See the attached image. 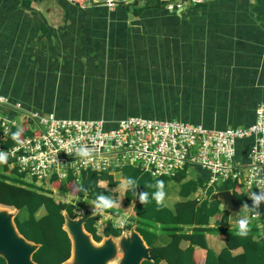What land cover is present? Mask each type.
<instances>
[{
  "label": "crops",
  "instance_id": "1",
  "mask_svg": "<svg viewBox=\"0 0 264 264\" xmlns=\"http://www.w3.org/2000/svg\"><path fill=\"white\" fill-rule=\"evenodd\" d=\"M79 1L76 5L70 0H0L1 94L22 102L25 109L72 119L177 118L213 129L244 128L254 122L256 108L264 102V0H203L201 6L196 4L202 2H187L173 11L165 8V0H122L112 9L94 0ZM98 86L97 97L105 101L109 93V109L111 113L113 108L121 110L119 117L92 109L91 95ZM251 142L250 138L238 141L239 159H245ZM15 174L44 189L53 186L50 180L37 182ZM112 174L116 186L110 187L107 180L98 182L113 194L115 204L107 216L93 202L79 198L91 207L86 210L101 215L96 227L102 237L107 221L122 227L121 219L126 223L133 217L135 200L126 202L125 179L120 173ZM210 174L200 166L187 165L173 177L149 175L154 183L170 178L164 185L163 204L172 209L184 199L180 195L184 182H195L197 188L188 198L198 203L224 190L223 185L208 186ZM68 178L55 179L64 184ZM148 187L144 181L141 188ZM72 189L66 194L76 195L77 187ZM56 201L73 203L77 215L86 211L75 202ZM215 201L220 212L210 219L209 227L237 229L239 215H247L264 231L258 214L250 216L241 206L230 212ZM146 231L142 236L149 245L168 240L169 231L161 224ZM205 239L216 253L224 247V232L206 233ZM187 245L181 242L183 248ZM205 257L204 248L194 249L196 264H204Z\"/></svg>",
  "mask_w": 264,
  "mask_h": 264
},
{
  "label": "built area",
  "instance_id": "2",
  "mask_svg": "<svg viewBox=\"0 0 264 264\" xmlns=\"http://www.w3.org/2000/svg\"><path fill=\"white\" fill-rule=\"evenodd\" d=\"M94 1L112 9L122 0ZM202 1L165 0V4L173 11L184 3ZM16 125L27 135L5 146ZM249 138L251 145L241 160L238 141ZM81 145L92 150L89 158L75 154ZM0 150L8 153L7 163L0 164L7 173L16 172L37 182L53 177L65 181L69 176L78 180L86 171L101 173L124 165L153 177H173L185 166L197 165L211 173L209 187L217 189L227 181L237 182L247 203L252 202L251 193L264 191V102L257 106L251 125L213 129L177 119L64 118L26 110L0 94ZM259 207L264 209V201Z\"/></svg>",
  "mask_w": 264,
  "mask_h": 264
},
{
  "label": "trees",
  "instance_id": "3",
  "mask_svg": "<svg viewBox=\"0 0 264 264\" xmlns=\"http://www.w3.org/2000/svg\"><path fill=\"white\" fill-rule=\"evenodd\" d=\"M95 4L102 5L101 3ZM202 4H205V2L197 3L196 6ZM16 131L13 129L11 134ZM22 137L23 135H20L17 140L11 138L5 143V146L15 144ZM2 170V172L0 171V205L16 209L15 217L19 212H24L18 223H16L14 217V223L18 232L25 239L40 245L32 256L33 260L39 264H61L66 261L70 256L71 243L66 231L62 228L64 223L62 212L66 211L70 217H76L77 214L73 210L74 204L56 201L49 189H44L34 182L26 183L21 179L22 176L8 175V173H5L6 167H2ZM112 172L120 173L125 180L127 178L137 180L139 187L130 186V192L128 191L126 194L128 204L135 200L132 207L133 217L124 223L122 227H115L111 221H107L103 228V235L119 236L124 230L130 229L133 224H136L135 229L141 236L142 233L147 235L146 230L150 229L155 223L161 224L163 230L169 231L166 234L168 240L158 246L149 245L142 236L146 244L153 248L151 254L158 255V258L153 262L143 261L142 264H160L161 261H164L165 264H196L193 258L196 247H202L206 250L204 264H264V231L250 219L248 232L244 237L237 234L238 229L209 227L210 219L220 212L219 203L215 200L209 201L207 198L198 203L195 199L188 198L189 194L197 188L196 184L192 185L195 182L182 183L180 195L184 199L176 202L172 209L166 207L163 203L161 205L156 204L153 196H150L151 192L154 193L157 190L156 188L149 186L145 191L141 188L144 181L148 182L149 185L155 183L152 182L153 179L149 174H141L132 166L113 167L101 173L86 171L80 175L79 183L76 182V184L75 179L72 177H69L64 184L52 178L49 184L54 185L57 182L64 193L69 190L72 192V187L75 185L78 198L86 201L94 202L99 194L109 196L114 201L113 194L98 185L100 180H107L110 187L116 186L118 181L114 179ZM161 180L165 185L170 178L162 177ZM239 186L235 181H227L222 188L231 190L244 203V195L239 191ZM82 189H86V191ZM133 190H137V193L147 192L149 202L140 203L138 196L133 195ZM210 192L212 191H209V194ZM248 204L251 206L250 203ZM40 210L44 212L38 215ZM109 210L104 211L108 212ZM252 214H258V218L264 222V214L259 208L250 212V216ZM83 215L86 217L85 229L93 235L95 240L99 241L102 236L97 235L96 223L101 215L90 210H86ZM139 221L140 225H138ZM186 228L189 230H185ZM182 231L188 233H182ZM213 232H224L225 234L224 247L219 253L214 252L206 243L205 234ZM153 236L157 238V234L154 233ZM182 241L188 242V245L184 248L181 246ZM237 249H241V251L235 252ZM0 264H5L1 257Z\"/></svg>",
  "mask_w": 264,
  "mask_h": 264
},
{
  "label": "water",
  "instance_id": "4",
  "mask_svg": "<svg viewBox=\"0 0 264 264\" xmlns=\"http://www.w3.org/2000/svg\"><path fill=\"white\" fill-rule=\"evenodd\" d=\"M216 199L227 211L240 209L241 203L231 190H218L209 197L211 201ZM14 210L0 207V257L5 264H39L32 256L40 245L28 241L18 232L14 223L17 210ZM62 215V228L70 239L71 252L61 264H142L143 261L153 262L158 258V255L151 254L153 248L146 244L135 229L136 224L119 236L108 235L97 241L85 229L86 217L83 214L72 218L63 211Z\"/></svg>",
  "mask_w": 264,
  "mask_h": 264
},
{
  "label": "clouds",
  "instance_id": "5",
  "mask_svg": "<svg viewBox=\"0 0 264 264\" xmlns=\"http://www.w3.org/2000/svg\"><path fill=\"white\" fill-rule=\"evenodd\" d=\"M21 132L22 129H18L16 132L11 134V138L13 140H17L18 137L21 135ZM75 154L80 156L81 158H89L92 154V150L86 145H81L75 148ZM7 159H8V153L4 150H0V164L7 163ZM122 186L126 190H129L130 186L139 187L137 180L132 178H127ZM149 186L157 189L152 195H153V199L156 201V204L161 205L165 197L164 182L162 180H157L155 184H151ZM82 190L86 191V189H82ZM132 193L134 196H138L140 203L143 204L149 202L147 192L143 191L137 193L133 190ZM249 199L252 200L251 206H249V204L246 202L241 205V211L244 213H250L259 208L260 203L264 201V191H261L259 193H251ZM93 203L95 205V208L99 211H104L106 209H109L113 207L115 204V202L112 200L111 197L105 196L103 194L97 195ZM119 223L121 226H123L125 220L121 219ZM249 223L250 221L247 215H239V218L236 220L237 229H238L237 234L239 236L244 237L247 235Z\"/></svg>",
  "mask_w": 264,
  "mask_h": 264
},
{
  "label": "rangeland",
  "instance_id": "6",
  "mask_svg": "<svg viewBox=\"0 0 264 264\" xmlns=\"http://www.w3.org/2000/svg\"><path fill=\"white\" fill-rule=\"evenodd\" d=\"M101 93L100 89H99V86L94 90L93 94L91 95V102L89 104H91V107L94 111H98V110H104V112L107 114V115H112V116H115V117H119L120 114H121V110L118 111L116 110L115 108H113V111L111 113L110 109H109V105L112 104L111 102V99H110V94L108 93L107 97H106V100L105 101H102L100 100L98 97H97V94ZM1 94V93H0ZM2 95H6V94H2ZM8 96V95H7ZM8 99L12 102H19V104L21 103V105L23 106V103L20 102V101H13L10 99V97H8ZM125 104L127 102H124ZM25 106V105H24ZM23 106V108H24ZM25 109V108H24ZM26 110H38V109H26ZM40 111V110H38ZM43 112V111H42ZM123 112V111H122ZM46 113H52V112H46ZM91 118V117H90ZM178 120V119H177ZM15 176H18L16 174H13ZM12 175V176H13ZM19 177V176H18ZM22 180H24L26 183H31L29 180H26V178H23ZM44 187V186H43ZM49 190L51 191V194H53V197L55 198V200H68L69 202H75V205L80 208V209H83V210H86V208H91L90 206H86L84 204H81V201L79 200L78 197H76V195L70 193V195H67L66 193H64L58 186V184H55L53 185L51 188H49ZM78 200V201H77ZM82 205V206H81ZM0 207H4V206H1ZM11 211H15L14 209H11L9 208ZM223 209V208H222ZM125 211V210H124ZM43 210H40L38 215H41L43 214ZM102 215L104 216H107L106 215V212L105 211H101ZM81 215V213H79ZM24 215V212L21 211L17 214V216L15 217V221L16 223H18V221L21 219V216ZM121 217H125L124 215H119ZM140 221H139V224L140 225Z\"/></svg>",
  "mask_w": 264,
  "mask_h": 264
},
{
  "label": "bare ground",
  "instance_id": "7",
  "mask_svg": "<svg viewBox=\"0 0 264 264\" xmlns=\"http://www.w3.org/2000/svg\"><path fill=\"white\" fill-rule=\"evenodd\" d=\"M13 129L18 130V129H20V128H19V126L16 125V126L12 127L11 131H12ZM21 134H23V137H25V136L27 135V132H23V131H22Z\"/></svg>",
  "mask_w": 264,
  "mask_h": 264
}]
</instances>
